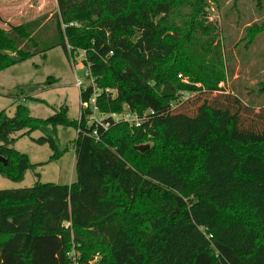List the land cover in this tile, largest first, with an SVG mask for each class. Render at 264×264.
<instances>
[{"label": "trees", "instance_id": "16d2710c", "mask_svg": "<svg viewBox=\"0 0 264 264\" xmlns=\"http://www.w3.org/2000/svg\"><path fill=\"white\" fill-rule=\"evenodd\" d=\"M208 1L56 0L51 14L0 27V71L58 46L68 59L83 51L93 84L80 100L146 114L138 127L107 116L95 140L66 106L45 119L22 104L0 111V175L14 182L41 164L14 148L15 133L40 131L53 160L57 128L78 131L75 181L0 190V264H70L73 247L84 264L96 253L92 264H264V109L244 125L230 103L198 102L232 75ZM262 32L249 25L246 39Z\"/></svg>", "mask_w": 264, "mask_h": 264}, {"label": "rangeland", "instance_id": "374dc122", "mask_svg": "<svg viewBox=\"0 0 264 264\" xmlns=\"http://www.w3.org/2000/svg\"><path fill=\"white\" fill-rule=\"evenodd\" d=\"M55 10L56 0H0V27L7 29L10 25L39 18ZM204 16L218 28L217 38L221 43L226 66L232 71V75L228 71L229 76L227 75L225 82L220 83L219 91L211 94L200 93L198 102L206 100L212 104H231L240 111L242 123L248 125L256 121V114L264 109V95L257 94L258 83L264 76V32L249 40V35L246 39V28L254 23H264V0H260V3L257 0H209ZM83 58V51H75L73 58L68 59L58 46L44 55H35L0 71V111L5 110L12 116L17 105L22 104L27 107L31 117L45 119L61 106H66L68 118L78 119L81 107L76 80L83 82L82 89L93 84V78L87 72ZM183 77L190 83L187 75ZM50 81L52 84L48 83ZM195 97L182 93L179 100H192ZM100 115L107 116L106 113ZM23 132L13 135L17 138L14 148L26 154L31 163L41 164L34 169H28L20 182L0 175V190L31 187L38 180L58 184L75 181V151L69 148V144H73L77 136L74 127L57 128L58 149L64 153L53 160H50L53 153L50 147L34 141L42 135L40 131L35 130L30 135L20 136ZM145 144L150 147L152 142ZM73 249L75 247L71 251ZM75 251L79 253L77 249ZM98 257L99 253H96L89 263Z\"/></svg>", "mask_w": 264, "mask_h": 264}, {"label": "built area", "instance_id": "2783aa9c", "mask_svg": "<svg viewBox=\"0 0 264 264\" xmlns=\"http://www.w3.org/2000/svg\"><path fill=\"white\" fill-rule=\"evenodd\" d=\"M87 72L90 74L88 68H87ZM86 76H87V74H86ZM178 78H180L181 81L184 83H189L188 79L184 78L181 73L178 74ZM75 84L79 88V91H81L83 82L81 80L77 79ZM83 89H85V88H83ZM95 97H96V94L94 93L87 101H81L80 100L81 109H80V115H79V118H80L83 113L85 114V117L87 118L86 123L92 127L91 136L93 138H95V140L99 139V128H103L105 130L107 129L108 122H104V119L107 116H110L112 121L115 123L125 122L131 127H138L146 117L145 113L142 115H139L136 111L129 110L128 108H125L120 113H112V114L107 115V116L100 115L101 112L99 111L98 107L95 104ZM173 106H175L174 103H170V107H173ZM87 110L89 111L88 114L85 113ZM76 132H78V131L76 130ZM69 148L75 149L74 144L70 143ZM65 226L67 227L68 224L66 223ZM73 251H75V249H73ZM73 251H70V253H69L70 260H71L70 264H84V263L80 262V254L77 251H75V252H73ZM71 252H73V253H71ZM95 261H93V262H95ZM93 262H90L89 264H92Z\"/></svg>", "mask_w": 264, "mask_h": 264}, {"label": "water", "instance_id": "95a60500", "mask_svg": "<svg viewBox=\"0 0 264 264\" xmlns=\"http://www.w3.org/2000/svg\"><path fill=\"white\" fill-rule=\"evenodd\" d=\"M148 147H149L148 144H143V145L136 146V149L144 150V149H147ZM0 161H2L4 164H6V160L4 158L0 157Z\"/></svg>", "mask_w": 264, "mask_h": 264}, {"label": "crops", "instance_id": "0c3cea01", "mask_svg": "<svg viewBox=\"0 0 264 264\" xmlns=\"http://www.w3.org/2000/svg\"><path fill=\"white\" fill-rule=\"evenodd\" d=\"M50 14H51V13H50ZM70 183H71V182H70ZM70 183H69V184H70Z\"/></svg>", "mask_w": 264, "mask_h": 264}]
</instances>
